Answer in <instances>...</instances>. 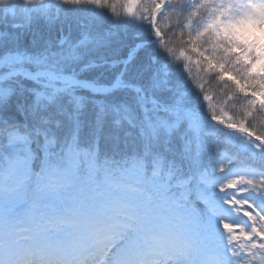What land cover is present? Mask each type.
<instances>
[{
  "label": "snow or ice",
  "instance_id": "1",
  "mask_svg": "<svg viewBox=\"0 0 264 264\" xmlns=\"http://www.w3.org/2000/svg\"><path fill=\"white\" fill-rule=\"evenodd\" d=\"M55 2L11 27L85 12L76 35L29 51L0 29V199L33 216L50 195L45 219L73 237L45 264H264V69L225 35L264 0ZM99 68L120 70L81 78ZM121 133L138 141L123 154ZM9 246L0 264H19Z\"/></svg>",
  "mask_w": 264,
  "mask_h": 264
},
{
  "label": "trees",
  "instance_id": "2",
  "mask_svg": "<svg viewBox=\"0 0 264 264\" xmlns=\"http://www.w3.org/2000/svg\"><path fill=\"white\" fill-rule=\"evenodd\" d=\"M59 5L55 2V0H45L43 4L39 3V0H0V29H6L11 32H18L21 34V46L24 49L29 51H39L45 46V43L49 40L55 44L58 36L61 34V30L64 33L71 31L73 35H76L79 32V27L77 20L78 18H82L87 15L85 12L74 11L69 13V19H61L57 21L51 27L48 26L47 22L44 20H40L32 25L31 28L20 27V28H13V25H25L26 18L28 12H36L41 11L45 8H50L51 11L54 13ZM240 30H243V25L241 26L239 23L235 25L228 26L225 29L226 37L231 40L234 44L242 48L245 52L246 56L255 57V63L258 61L262 64V68L264 69V56L260 58L263 54L260 47L258 45H253L252 42L249 41H241L238 37L240 34ZM173 42H177V38L175 36L171 37ZM33 40L36 41V44L33 45ZM177 46H179L177 44ZM101 56H108L110 59H115L118 55H124V53H118L116 51V47L114 46L112 49L101 50L98 54ZM120 69H109V68H99L93 71H85L81 74V78L93 81L99 80L101 82L107 83L111 81L112 76L118 72ZM9 69L7 67L0 70L2 73H7ZM198 79H203L202 75L197 74ZM207 83V81H205ZM214 90V85L210 86ZM3 90V97L2 99L6 100L8 96V86H2ZM82 94L84 95H91L90 92L87 90H82ZM219 97H217L218 99ZM107 131V130H106ZM63 135V132H61ZM125 139L127 143L125 144ZM138 143L135 134L133 136L124 137V134L121 133V140L119 145L117 146L116 150L123 154L126 151H131L132 148ZM105 149L109 152L113 150V142L109 141L105 144ZM120 156H117L119 159ZM48 196V195H46ZM45 196H42L39 202V210L45 208V203L42 201ZM2 200L6 209L14 208L19 209L23 208L27 204L28 197L25 195L22 197V202L18 203L17 205L10 204L9 198H3ZM26 201L25 203H23ZM52 201L55 204L61 205L59 201H56L52 198ZM54 205V204H53Z\"/></svg>",
  "mask_w": 264,
  "mask_h": 264
},
{
  "label": "rangeland",
  "instance_id": "3",
  "mask_svg": "<svg viewBox=\"0 0 264 264\" xmlns=\"http://www.w3.org/2000/svg\"><path fill=\"white\" fill-rule=\"evenodd\" d=\"M239 24L241 26L243 25V30H240V34L238 37L241 41H249L252 42L253 45H258L263 53L259 58L261 59L264 56V10H256L254 15L243 20ZM254 66L263 69L262 64H260L258 61ZM9 200L10 204L13 203L12 205H17L18 203L22 202V198H12ZM42 201L45 203V211L47 212L45 213V215L38 217L36 215L28 216L26 214L28 207H25L23 212H21L20 214L18 213V211H16L17 209L14 208H9L8 212L4 208L2 200H0V235H16L18 245L17 250L19 252L21 250L24 251L25 249H27L29 243L27 240V236L25 235H29V231H33L36 235H47V237H49L53 235V232L58 229L52 227L45 218L54 215L55 212L61 208V205H59V207H54V205L58 206V204H55L52 201V197L50 195L45 196ZM25 202L26 201H24L23 203ZM20 217H23L24 219L30 218L31 222L35 223L27 226L23 224ZM21 228L25 229V231L21 232ZM58 234L64 235L65 237L70 236L71 238H73L71 235V231L65 228H60ZM3 238L8 241L6 237ZM172 242L173 241L170 238L163 237L159 241L154 242V247L160 252L168 251L170 250Z\"/></svg>",
  "mask_w": 264,
  "mask_h": 264
}]
</instances>
